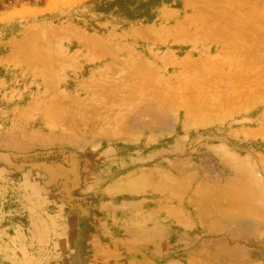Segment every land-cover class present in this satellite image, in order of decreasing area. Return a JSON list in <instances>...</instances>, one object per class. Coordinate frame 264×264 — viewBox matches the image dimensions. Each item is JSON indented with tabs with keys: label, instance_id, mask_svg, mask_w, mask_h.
Segmentation results:
<instances>
[{
	"label": "rangeland",
	"instance_id": "obj_1",
	"mask_svg": "<svg viewBox=\"0 0 264 264\" xmlns=\"http://www.w3.org/2000/svg\"><path fill=\"white\" fill-rule=\"evenodd\" d=\"M264 0H0V264H264Z\"/></svg>",
	"mask_w": 264,
	"mask_h": 264
},
{
	"label": "bare ground",
	"instance_id": "obj_2",
	"mask_svg": "<svg viewBox=\"0 0 264 264\" xmlns=\"http://www.w3.org/2000/svg\"><path fill=\"white\" fill-rule=\"evenodd\" d=\"M252 1V0H251ZM264 17V16H263Z\"/></svg>",
	"mask_w": 264,
	"mask_h": 264
}]
</instances>
